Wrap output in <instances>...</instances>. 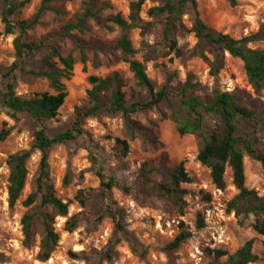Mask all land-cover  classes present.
<instances>
[{"label":"rangeland","instance_id":"1","mask_svg":"<svg viewBox=\"0 0 264 264\" xmlns=\"http://www.w3.org/2000/svg\"><path fill=\"white\" fill-rule=\"evenodd\" d=\"M25 1L13 16V21L30 20L36 12L39 0ZM89 2V9L94 17H86L84 27L74 29L68 36L62 27L67 22L74 23L83 15V2ZM131 0H69L59 1L53 6L61 11L57 15L46 11L24 35L28 42L43 43L34 51L15 72V92L21 96L51 92L47 80L31 74L43 67L42 58L47 52L48 44L56 45L62 56L71 52L74 58L72 75L65 81L67 95L58 109L57 115L43 122L46 134L52 136L73 127H79L85 134L75 140H67L53 145L48 151V175L54 195L67 204L66 216L55 215L50 207L42 206L39 199L29 208L21 202L34 188L40 153L32 148V131L34 124L26 114H18L17 121L6 116L0 108V127L2 121L11 127L9 135L0 141V264H224L227 256L217 260L208 253L209 250L222 249L228 255L237 250L246 240L254 238L253 252L258 260L249 264H264V237L256 234L249 223L252 218L240 224L232 212L226 211V203L236 194L232 184L231 171L224 172L225 187L217 189L209 177V169L196 159L197 140L193 135H179L172 119H160L156 110L136 112L128 117V122L136 127L150 128L160 144L143 146L139 139H130L127 135L125 121L120 112H101L94 117H79L90 101L87 90L91 84L89 76L104 77L118 72L124 79L125 99H148V92L135 85L127 64L118 59L114 49L115 40L126 35L134 48H139L140 36L137 29L122 31L119 27L106 21L107 17L117 13L126 17ZM199 18L211 29L240 38L255 33L264 24V0H195ZM157 3L145 0L141 6L140 16L148 21L146 11ZM2 7L0 5V14ZM193 10L188 8L182 16V23L189 29L193 22ZM161 22L155 21L152 32L147 36L149 44L154 43L159 35ZM14 35L3 32L0 20V73L5 72L14 61L12 40ZM193 33L182 32L177 36V45L183 54L177 57L173 51L156 56L146 63V74L155 90L166 82L169 87H176L191 75L190 81L197 83L193 95L207 100L214 89L232 93L238 91L254 107L253 100L264 101V89L255 92L249 84L238 58L224 54V64L216 75H210L207 64L191 51L196 44ZM81 44L85 61L81 62L78 49L74 43ZM250 47L263 49L264 41H255ZM167 51V50H165ZM164 51V53H165ZM205 54L210 57L206 52ZM139 61L141 54L135 55ZM99 62L94 67L93 60ZM1 80V79H0ZM102 102L108 97L101 98ZM163 109L168 111L166 106ZM204 115L206 130L213 127L216 118L200 109ZM264 116L258 112L257 117ZM241 124L237 134L243 136ZM260 144L264 146V127L258 126ZM126 140L128 150L125 156L116 140ZM22 150H30L26 162V178L18 201L10 207L7 201L9 155ZM245 185L254 189L259 196H264V167L251 159L243 151ZM95 155L96 162L91 158ZM179 162L191 178L180 188L185 191L183 212L177 207L149 191V184H141L138 175L142 164L153 169L152 178L157 172L173 169ZM159 169V170H158ZM107 177L112 176L118 182L105 196L102 192L97 171ZM158 170V171H157ZM157 171V172H156ZM121 186L130 190L124 192ZM83 200V205L80 203ZM108 200L120 209L123 232L116 229L114 221L105 211ZM34 215L32 245L23 244L21 218L24 213ZM45 212L50 215L53 229L59 240L48 260L37 259L41 239L42 225L38 215ZM204 219V227H197V214ZM77 215V227L67 232L64 230L66 219ZM190 232L178 248L170 249L168 244L181 231ZM75 255V256H74Z\"/></svg>","mask_w":264,"mask_h":264},{"label":"trees","instance_id":"2","mask_svg":"<svg viewBox=\"0 0 264 264\" xmlns=\"http://www.w3.org/2000/svg\"><path fill=\"white\" fill-rule=\"evenodd\" d=\"M59 1L69 0H39L38 8L30 20L13 21L14 14L24 6L25 1L0 0L2 7L0 20L3 24V32L14 35L12 46L15 56L8 69L0 73V108L13 121H17L18 114L21 113L26 114L34 124L32 148L39 151L40 157L34 178V188L21 202L22 206L29 208L39 199L40 204L50 207L55 215L66 216L68 206L54 195L53 187L49 182L48 151L57 143L75 140L85 133L79 127H73L48 136L43 122L54 118L64 103L67 95L65 81L72 75L74 64L71 52L62 56L56 45L48 44L46 45L47 52L42 58L43 67L37 71H31V74L47 80L51 92L45 91L28 96H21L15 92V72L21 68L34 51L44 46L41 42L25 41L24 35L38 22L44 12L52 11L57 15L61 14V11L53 6ZM144 1L131 0L128 4L126 17L117 13L107 17L106 21L119 27L122 31L138 30L140 36L138 49L133 47L126 35L119 36L113 47L118 51V59L127 64L135 85L147 90L148 99L133 100L128 103L124 91L126 83L118 72H112L104 77L89 76L91 87L87 90V96L90 106L84 112L78 111L75 124L78 123L81 116L94 117L101 112H120L130 139H139L143 146H155L160 143L153 131L147 127L133 126L128 122V117L139 111L156 110L160 119H172L179 135L190 134L196 138L198 146L196 159L209 169L210 180L217 189L225 187L224 172L226 167L230 169L236 194L227 201L226 211L232 212L240 224H244L245 220L252 218L249 226L256 234L264 237V196H259L254 189L245 185L243 162L244 151L248 157L264 167V146L260 144L258 137V126L264 127V116L257 117L258 112H264V101L253 100L254 107H250L247 103L250 100L248 96L244 97L238 91L227 93L218 89H214L210 97L202 101L193 95L198 85L190 81V74L182 84L172 88L166 82L158 90L154 89L146 74V63L156 56L159 49L160 51L167 50L165 53L163 51L161 55L173 51L177 57H181L183 51L177 45V36L182 32H189L193 33L197 40L191 54L200 57L207 64L210 75H216L222 69L224 54L227 53L242 62L249 84L255 92H259L264 89V50L250 47V44L255 41H264V24L255 33L236 39L208 27L199 18L195 0H152L157 4L147 9L148 21L140 16ZM229 2L233 5L235 0H229ZM188 8H191L194 14L189 29L185 28L181 19ZM83 10V15L74 23L67 22L62 27L65 36H68L69 32L74 29L83 28L86 17H94L89 9V2H83ZM156 20L161 22V29L157 40L149 44L147 36L152 32ZM74 48L78 49L80 60L84 62L85 56L82 51L84 47L75 42ZM138 53L141 54V61L135 58ZM92 64L94 67L99 66V62L95 59ZM104 96L108 97V101H101ZM163 106H166L168 111L164 110ZM200 109L212 114L217 120L208 130L204 125V115ZM239 124L244 129L243 136L237 134ZM10 130L11 127L2 121L0 141L9 135ZM116 142L121 147L122 156H125L128 150L127 141L117 139ZM29 156L30 150H22L9 155L6 159L8 167L6 192L10 207L18 201L24 187L27 174L26 162ZM91 160L93 163L96 162L95 155ZM153 172V169L147 167V163L142 164L138 175L139 183L149 184V191L152 194H157L177 207L178 212L182 213L185 206L183 200L185 191L180 188V185L191 181L183 163L179 162L173 169L166 172L158 171L156 178L151 177ZM97 176L105 196L114 186L118 185L114 177H107L101 170L97 171ZM121 189L124 192L130 190L126 186H121ZM80 203L83 205L81 198ZM104 206L106 213L114 221L116 229L123 232L120 209L114 207V202L111 200H108ZM38 218L42 225V233L37 259L44 262L48 260L56 247L59 235L52 227L49 214L41 212ZM77 218V215L68 217L64 223V230L73 231L78 224ZM33 219L34 215L26 212L20 221L24 236L23 244L26 247L32 245ZM197 227H204V219L200 213L197 214ZM189 237V231L181 230L168 244V248H178ZM253 243L254 238L246 240L230 255L219 248L208 249V253L213 256L214 260L227 256L224 264L254 263L258 260V256L253 252Z\"/></svg>","mask_w":264,"mask_h":264}]
</instances>
